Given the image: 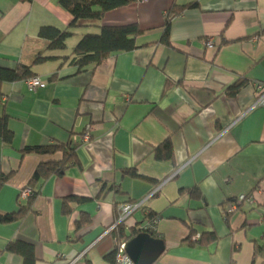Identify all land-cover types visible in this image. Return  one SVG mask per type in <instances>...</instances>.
I'll use <instances>...</instances> for the list:
<instances>
[{
    "label": "crops",
    "instance_id": "1",
    "mask_svg": "<svg viewBox=\"0 0 264 264\" xmlns=\"http://www.w3.org/2000/svg\"><path fill=\"white\" fill-rule=\"evenodd\" d=\"M125 1L101 26L138 25V49L78 73L62 58L99 28L77 29L66 50L49 51L40 29H67L72 15L57 0H0V70L33 66L42 80L35 91L0 81V118L14 135L11 145L0 138V214L20 209L21 191L49 160L26 149L71 143L80 161L36 185L22 220L0 223V264H26L10 244L29 246L33 264H114L121 209L143 201L122 224L140 231L131 241L149 233L151 212L159 217L149 234L164 249L151 264H264L255 251L264 248V105L255 106L264 0ZM188 4L196 6L170 21L171 46L161 44L167 12ZM39 55L54 58L34 65ZM235 84L243 86L228 93ZM165 143L167 160L158 152ZM241 196L248 200L229 215ZM68 197L86 201L67 215ZM81 215L90 224L76 231ZM209 233L218 240L199 245Z\"/></svg>",
    "mask_w": 264,
    "mask_h": 264
},
{
    "label": "trees",
    "instance_id": "2",
    "mask_svg": "<svg viewBox=\"0 0 264 264\" xmlns=\"http://www.w3.org/2000/svg\"><path fill=\"white\" fill-rule=\"evenodd\" d=\"M29 3H33L34 0H26ZM58 4L70 13L73 17L71 25L67 29H59L51 26L42 27L39 31V37L45 40L48 44L49 51H64L67 49V42L70 38L75 36V30L86 27L99 28L97 33H88L84 35L77 45L73 48L72 53L69 56L62 58L63 63H69L78 73L86 72L89 68H97L102 65L109 57L123 53L131 52L138 49L137 38L143 34V31L138 25L128 26H101V21L104 16L113 10L120 9L127 4L125 0H57ZM195 4H188L184 6L174 5L166 15V22L164 26V33L160 40L163 45L171 46L169 36V24L170 21L178 16H181L186 10L194 8ZM54 57H43L39 55L34 65L47 62ZM33 66H20L14 71L0 70V81L7 80L10 82L16 81H29L33 78H39L32 71ZM243 84H235L228 89V93L236 94ZM0 138L6 145H11L14 135L7 126L6 117L0 118ZM171 145L165 143L158 148L160 159L167 160L170 155ZM25 153H35L42 157L48 158V161H44L36 170L33 179L30 182V188L23 189L20 193V209L14 214L1 215L0 223L11 224L22 220L28 212L32 209L34 199L37 197L38 192L34 190L36 185L41 181L48 180L53 176H62L68 168L72 166H80V161L76 154V149L72 144H60L52 143L42 147L30 148L24 151ZM1 173V166H0ZM125 175L133 178H141L135 171V169H128L124 171ZM1 175V174H0ZM1 185V181H0ZM30 189L31 196L27 199H22L21 194L24 190ZM193 196L199 197V192H193ZM86 199L81 197H68L63 200L62 212L70 215L76 204L80 205L85 202ZM149 226L147 227L153 235L157 236L156 224L159 219L154 213H150ZM90 224L88 216L81 215L76 221V231H80L82 228ZM152 225V227H151ZM140 230V229H139ZM144 231V230H143ZM140 231L137 228L126 233L125 226L119 224L116 227L115 239L118 243L129 241L133 236ZM218 240L215 233H209L199 242L201 246H208L210 243H214ZM10 252L22 253L27 256L26 264H33L32 249L29 246H17V244H10L8 247ZM256 255L264 259V248L256 246ZM113 262L116 258V249L114 248Z\"/></svg>",
    "mask_w": 264,
    "mask_h": 264
},
{
    "label": "built area",
    "instance_id": "3",
    "mask_svg": "<svg viewBox=\"0 0 264 264\" xmlns=\"http://www.w3.org/2000/svg\"><path fill=\"white\" fill-rule=\"evenodd\" d=\"M210 42H208V44L211 46ZM27 84H28V88L30 91H35L37 89V87L42 84V80L40 78H33V79L27 81ZM263 105H264V87L259 86L258 90H257V100L255 103V106H263ZM80 138H81L82 142H88L90 140L89 132L82 134V137H80ZM30 196H31V190L30 189L24 190L21 194L22 199H27ZM246 200H248V197L241 196L236 201H234V203L230 206V208L228 210L229 215L238 211L239 207ZM249 200L251 201L252 198ZM145 202L146 201H143L140 203H135V204L129 203L128 205H124L121 209L122 211H121L120 219H119V222L117 225L122 224V223H126L128 221V219L134 214V212H136L138 209H141L143 207ZM116 226H114V228H116ZM126 244H127V242L118 243L116 241V244H115V249H116L115 262H116V264H135L126 252Z\"/></svg>",
    "mask_w": 264,
    "mask_h": 264
},
{
    "label": "water",
    "instance_id": "4",
    "mask_svg": "<svg viewBox=\"0 0 264 264\" xmlns=\"http://www.w3.org/2000/svg\"><path fill=\"white\" fill-rule=\"evenodd\" d=\"M144 232L126 244V252L135 264H151L164 249L161 240L152 237L146 230ZM146 252L151 255L153 252L151 259L146 257L142 259V256L147 254Z\"/></svg>",
    "mask_w": 264,
    "mask_h": 264
}]
</instances>
